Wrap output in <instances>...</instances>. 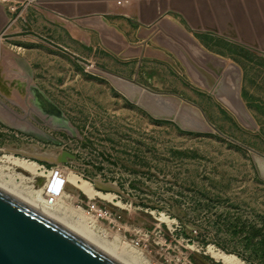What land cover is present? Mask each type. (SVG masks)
<instances>
[{
  "label": "rangeland",
  "instance_id": "obj_1",
  "mask_svg": "<svg viewBox=\"0 0 264 264\" xmlns=\"http://www.w3.org/2000/svg\"><path fill=\"white\" fill-rule=\"evenodd\" d=\"M2 2L9 22L0 35V45L7 50V59L0 66V99L22 113L33 107L43 119L33 92L28 91L40 83L32 80L17 59L30 61L35 48L42 46L35 31L51 37L53 23L37 17L38 9L32 5ZM13 5L16 8L11 10ZM85 19L78 17L75 22L81 24ZM248 19L250 37L257 39L250 15ZM205 32L212 38L208 41L213 49L241 67L242 96L257 123L256 130L245 127L216 98L220 105L206 98L200 100L202 106L196 104L224 135L180 131L172 123L152 121L146 111L123 109L106 87L89 81L51 80L46 91L66 109L72 133L54 131L57 142H41L0 119V164H8L6 155L13 153L47 170L72 173L89 182L95 189L90 197L104 201L112 211L110 221L100 222L105 233L92 229L90 223L95 221L78 208H86L88 194L67 185L60 200L81 210L89 228L99 236L135 254L144 264H229L215 259L210 248L234 254L246 264H264V182L257 177L245 147L264 154V53ZM90 63L85 65L87 72ZM162 71L165 78L167 72ZM19 80L21 84H14ZM4 85L14 89L24 103L10 102L3 95ZM24 88L27 93L23 95ZM96 98L98 106L119 108V113L92 118L87 126L83 110ZM14 172L28 176L21 168ZM46 182V176H38L32 184L41 188Z\"/></svg>",
  "mask_w": 264,
  "mask_h": 264
},
{
  "label": "water",
  "instance_id": "obj_2",
  "mask_svg": "<svg viewBox=\"0 0 264 264\" xmlns=\"http://www.w3.org/2000/svg\"><path fill=\"white\" fill-rule=\"evenodd\" d=\"M73 1L80 2L74 4ZM35 3L67 18L96 15L80 23L97 29L104 45L121 58L139 57V66L133 77L92 63L88 72L108 80L128 101L151 117L171 121L184 131L224 135L195 102L178 93L156 90L141 83L137 74L144 57L164 60L179 73L183 71L181 65L193 85L214 96L245 127L258 128L243 100L241 67L209 51L183 24L163 14L169 8L180 14L193 31L213 32L264 53V0H139V20L147 25L140 36L145 40L141 44L130 45L124 38L120 42L113 41L112 33L121 32L104 16L109 13L106 0H35ZM248 15L256 28L257 39L250 37L252 29ZM155 20L157 24H151ZM8 22L6 5L0 0V35H4ZM149 41L157 44L159 49L151 48ZM17 62L26 72L30 71L25 59L18 58ZM15 83L21 84V81ZM29 90L43 113L49 117H60V125L72 133V126L60 108L38 87L33 85ZM29 118L40 123L45 121L34 108L18 114L0 99L1 121L27 135L43 140L49 138L33 127ZM245 147L250 152L257 177L264 182V154ZM35 203L0 184V264H126Z\"/></svg>",
  "mask_w": 264,
  "mask_h": 264
},
{
  "label": "crops",
  "instance_id": "obj_3",
  "mask_svg": "<svg viewBox=\"0 0 264 264\" xmlns=\"http://www.w3.org/2000/svg\"><path fill=\"white\" fill-rule=\"evenodd\" d=\"M106 1L109 8V13L106 14L108 18L107 20L111 24L115 25L121 32V34L118 32L112 33L113 41L115 42L117 40V42H120L124 38L127 40L129 45L141 44L145 39L140 36V32L147 25L145 26L139 20V0ZM78 2L80 1H73L74 4H77ZM19 3L21 5L28 4V7L31 5L33 7H36L38 9L35 13L37 17L40 18L41 15V18H46L53 23L50 33L51 37L35 31L36 38L41 41L42 44L40 43V45L42 46L37 48V50L35 48V51H33V54L31 56V60H26V62L29 67V72L31 73L32 80H34V82L36 83H40V85L37 87L41 88L40 90L46 93V97L60 108L64 117L68 118L66 109L61 105L59 101L53 99V97L46 91L48 83L51 82V80H55L57 82L64 81L65 83L67 82V79L70 78H74L75 81L81 82L89 81L90 83L99 85L103 88L106 87L107 90L111 92L113 96H115L116 100L124 105V107H122L123 109L129 111L138 109L144 112V110H142L139 106L128 101L126 97L119 91H117L114 87H112V85L106 79L86 71V63L92 62L127 77H133L136 74V70L139 66L140 60L139 57L121 58L118 53H113L107 48V46L105 47L104 43L102 42L100 32L97 29L75 22V19L78 17L90 18V16L93 17V15H77L76 18H67L54 11L39 6V4L35 3V0H27L25 2L19 1ZM35 4H37L38 6H35ZM163 16L170 17L187 27V25H185V22H183V20L181 19V16H179V14L171 9L165 11ZM157 20H155L151 24H157ZM192 34L209 51L228 58L226 55L213 49L209 45L208 40L212 38H209V34L207 32L192 31ZM148 43L151 48L159 49L158 45L154 42L149 41ZM127 45L124 48H121V50L123 51L127 47ZM236 45L243 49H248L250 51L256 52L254 49L247 48L245 46H242L241 44ZM179 66L183 70L182 73L177 72V70L171 64L164 60L155 57H144L140 63L137 79L141 83H144L153 89L178 93L201 106L202 103L200 102V100L203 98L210 99L216 102V105L219 104L214 96L202 91L201 89L193 85L186 75L183 67L181 65ZM162 68L167 72L165 78L163 76L164 74H160V72L164 73L162 71ZM43 84H45V86ZM9 89L11 90L8 85H4L3 92H8ZM75 90L83 91L81 87H75ZM25 93H27V91L24 88L23 95ZM3 95L5 96L4 93ZM10 108L13 110L12 107ZM86 108H84L83 113L87 114V126L90 125L91 120H93L92 118H95V120H97V118H102L104 114L113 113L112 116H115V114L117 115L119 113V108L104 109V107L98 106L97 98L92 103L91 107L87 109ZM106 109H108V111L104 112V110ZM27 110H29V108ZM13 111L18 114H23L22 112L16 110ZM41 114L43 115V120H45L42 123L37 122L36 120L31 118H29L28 120L31 125H33V127L41 130L49 138L43 140L32 135H27L26 133H23L21 131L19 132L41 142H57L54 136V131L62 129L66 130L65 127L60 125L61 118L55 116L49 117V115L43 113V111ZM104 117H106V115ZM3 123L8 125L6 121H3Z\"/></svg>",
  "mask_w": 264,
  "mask_h": 264
},
{
  "label": "bare ground",
  "instance_id": "obj_4",
  "mask_svg": "<svg viewBox=\"0 0 264 264\" xmlns=\"http://www.w3.org/2000/svg\"><path fill=\"white\" fill-rule=\"evenodd\" d=\"M14 29L15 28H11L10 30L14 31ZM0 49V66H2V64H4V60L7 59V50L4 46H0ZM14 91V89H9L8 92L4 91V94L6 97L9 96L11 101L17 105L24 103L21 102L22 100H19ZM6 157L8 164H0V184L2 186L31 203L37 202L35 203L36 206L75 229L124 263L144 264L138 259V257L135 256V254L126 251L125 248H122V246L99 236L98 233L89 228L81 210L60 200V196L67 185L81 189L89 196L95 194V189L89 182L72 173L63 175L61 171L58 170H47L42 168L37 162L15 156L13 153L6 155ZM16 168L23 169L26 171L28 176L15 173L14 170ZM38 176H46L47 182L44 187L34 188L32 183ZM209 250L211 252L210 254H212L215 259L223 263L246 264L234 254L211 248Z\"/></svg>",
  "mask_w": 264,
  "mask_h": 264
},
{
  "label": "built area",
  "instance_id": "obj_5",
  "mask_svg": "<svg viewBox=\"0 0 264 264\" xmlns=\"http://www.w3.org/2000/svg\"><path fill=\"white\" fill-rule=\"evenodd\" d=\"M10 8L11 10H14L16 6L13 5ZM88 197L90 200L86 203V208L81 207L79 205L78 208L81 209L88 218L93 219L95 221L94 223H90V227L92 229L94 230L97 229L98 231L104 233L106 231V228H104L100 222L110 221L112 217V211L104 201L95 199V196L94 197L88 196ZM103 199L106 201H112V200H108L105 197Z\"/></svg>",
  "mask_w": 264,
  "mask_h": 264
},
{
  "label": "trees",
  "instance_id": "obj_6",
  "mask_svg": "<svg viewBox=\"0 0 264 264\" xmlns=\"http://www.w3.org/2000/svg\"><path fill=\"white\" fill-rule=\"evenodd\" d=\"M150 116V115H149ZM150 118H151V120L152 121H155V122H168V123H172V124H174L173 122H171V121H166V120H159V119H155V118H153V117H151L150 116ZM175 125V124H174ZM177 126V125H176ZM178 127V126H177ZM178 129L180 130V131H184V130H181L179 127H178Z\"/></svg>",
  "mask_w": 264,
  "mask_h": 264
}]
</instances>
